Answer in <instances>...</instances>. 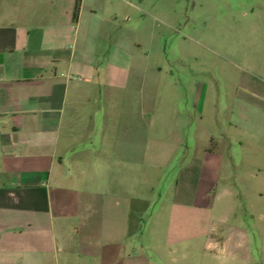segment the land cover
Returning <instances> with one entry per match:
<instances>
[{
	"label": "rangeland",
	"instance_id": "1",
	"mask_svg": "<svg viewBox=\"0 0 264 264\" xmlns=\"http://www.w3.org/2000/svg\"><path fill=\"white\" fill-rule=\"evenodd\" d=\"M91 11L108 35H121L130 71L118 103L125 119L138 118V140L122 142L120 172L123 198L133 185L138 200L131 239L154 264H234L218 236L233 224L253 242L264 234V0H86L84 14ZM102 149L96 140L75 143L51 192L53 213L80 227L79 235L57 227L58 264L66 248L74 264H90L75 255L88 249L80 221L100 215V198L119 195L101 197L103 177L89 166ZM108 182L114 188L116 176ZM252 258L264 264V255Z\"/></svg>",
	"mask_w": 264,
	"mask_h": 264
},
{
	"label": "crops",
	"instance_id": "2",
	"mask_svg": "<svg viewBox=\"0 0 264 264\" xmlns=\"http://www.w3.org/2000/svg\"><path fill=\"white\" fill-rule=\"evenodd\" d=\"M74 1L0 0V264H58L63 246L57 247L62 234L57 227L80 234L77 224L53 213L59 201L51 192L61 188L65 164L71 166L66 159L83 140L104 147L99 162L89 165L103 177L101 197L109 191L119 195L100 198L97 218H82L88 249L75 255L86 256L90 264H154L131 239L139 221L133 185L123 198L122 142L138 140V118L125 119L126 108L118 103L130 77L121 35H108L94 11L84 14L86 0L74 21ZM101 44L110 47L97 50ZM125 126L131 128L126 136ZM109 175L116 176L114 188ZM225 238L234 264L264 255L262 233L253 242L247 229L233 224L227 237L216 241L224 244ZM63 255L64 264H74L69 249Z\"/></svg>",
	"mask_w": 264,
	"mask_h": 264
},
{
	"label": "trees",
	"instance_id": "3",
	"mask_svg": "<svg viewBox=\"0 0 264 264\" xmlns=\"http://www.w3.org/2000/svg\"><path fill=\"white\" fill-rule=\"evenodd\" d=\"M80 5H81V0L74 1L73 11H72V18L74 21L76 20L78 16Z\"/></svg>",
	"mask_w": 264,
	"mask_h": 264
}]
</instances>
